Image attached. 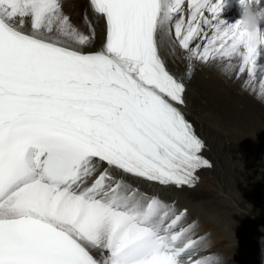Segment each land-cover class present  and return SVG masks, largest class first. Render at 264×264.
I'll list each match as a JSON object with an SVG mask.
<instances>
[{
    "label": "snow or ice",
    "instance_id": "1",
    "mask_svg": "<svg viewBox=\"0 0 264 264\" xmlns=\"http://www.w3.org/2000/svg\"><path fill=\"white\" fill-rule=\"evenodd\" d=\"M224 3L89 0L92 50L87 13L85 33L62 0H0V264H220L186 210L124 177L192 187L211 167L181 110L196 63L264 96V28Z\"/></svg>",
    "mask_w": 264,
    "mask_h": 264
},
{
    "label": "bare ground",
    "instance_id": "2",
    "mask_svg": "<svg viewBox=\"0 0 264 264\" xmlns=\"http://www.w3.org/2000/svg\"><path fill=\"white\" fill-rule=\"evenodd\" d=\"M242 11L238 0H225L220 19L235 24ZM85 13L96 24V50L103 39L102 22L96 21L89 0H70L67 15L87 33ZM186 64L168 62L178 74L186 73ZM243 80L224 72L223 63H196L191 78L185 76L181 108L212 160V167L200 170L195 186L160 188L124 177L141 191L174 202L177 211L186 210L180 227L192 226L190 234L203 237L207 252L220 264H264V96L259 78L246 88Z\"/></svg>",
    "mask_w": 264,
    "mask_h": 264
},
{
    "label": "clouds",
    "instance_id": "3",
    "mask_svg": "<svg viewBox=\"0 0 264 264\" xmlns=\"http://www.w3.org/2000/svg\"><path fill=\"white\" fill-rule=\"evenodd\" d=\"M242 7V16L236 22L247 33H255L264 24V8H257L254 0H238Z\"/></svg>",
    "mask_w": 264,
    "mask_h": 264
},
{
    "label": "rangeland",
    "instance_id": "4",
    "mask_svg": "<svg viewBox=\"0 0 264 264\" xmlns=\"http://www.w3.org/2000/svg\"><path fill=\"white\" fill-rule=\"evenodd\" d=\"M67 1H69V2H67ZM62 4H63V11H64L65 14H67V12L69 10V6H70V0H62Z\"/></svg>",
    "mask_w": 264,
    "mask_h": 264
}]
</instances>
